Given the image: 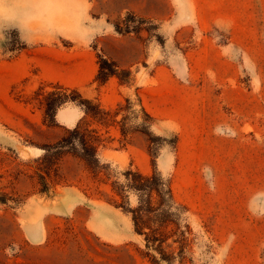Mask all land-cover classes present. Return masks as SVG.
<instances>
[{
	"label": "rangeland",
	"instance_id": "1",
	"mask_svg": "<svg viewBox=\"0 0 264 264\" xmlns=\"http://www.w3.org/2000/svg\"><path fill=\"white\" fill-rule=\"evenodd\" d=\"M3 196L0 264H264V0H0Z\"/></svg>",
	"mask_w": 264,
	"mask_h": 264
},
{
	"label": "crops",
	"instance_id": "2",
	"mask_svg": "<svg viewBox=\"0 0 264 264\" xmlns=\"http://www.w3.org/2000/svg\"><path fill=\"white\" fill-rule=\"evenodd\" d=\"M2 96H9V91H3ZM68 194L65 197L58 196L57 201H54L52 208L59 213H68L73 211L80 200H77L75 193L68 189ZM74 194V196H73ZM69 199L71 205L69 208L63 205V199ZM56 200V199H55ZM93 202L92 199H87ZM57 202V203H56ZM85 211L89 222L93 226V230L102 238L112 241H122L133 236L132 224L128 215L120 211L119 208L104 202L86 203Z\"/></svg>",
	"mask_w": 264,
	"mask_h": 264
},
{
	"label": "trees",
	"instance_id": "3",
	"mask_svg": "<svg viewBox=\"0 0 264 264\" xmlns=\"http://www.w3.org/2000/svg\"><path fill=\"white\" fill-rule=\"evenodd\" d=\"M78 96H79V97H76V96L73 97V96H72V100H73V101H79V102L81 103L83 99H81L80 95H78ZM77 128H78V126H77ZM67 142H68V141H67L66 139L63 138L61 141L58 142V145H60V146H61V145H65ZM47 151H49V149H48ZM94 155H95V153H94ZM0 199H2V200L4 199V200H5L6 198L3 196V197H0Z\"/></svg>",
	"mask_w": 264,
	"mask_h": 264
}]
</instances>
